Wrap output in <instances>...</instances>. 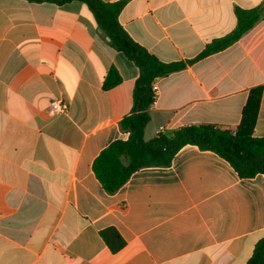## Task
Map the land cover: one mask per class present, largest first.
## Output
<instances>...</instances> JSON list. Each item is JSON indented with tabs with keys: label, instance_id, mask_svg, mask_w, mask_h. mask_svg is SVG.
Instances as JSON below:
<instances>
[{
	"label": "crops",
	"instance_id": "1",
	"mask_svg": "<svg viewBox=\"0 0 264 264\" xmlns=\"http://www.w3.org/2000/svg\"><path fill=\"white\" fill-rule=\"evenodd\" d=\"M107 3L118 0H102ZM264 0H130L119 21L166 64L144 139L191 125L236 132L249 104L264 138V20L195 60ZM110 41V40H109ZM85 4L0 0V264H247L264 237V175L241 178L194 145L144 168L115 194L93 164L133 113L139 68L114 50ZM111 68L122 83L102 89ZM68 113L54 116L52 102ZM252 122V121H250ZM115 230L112 251L102 232Z\"/></svg>",
	"mask_w": 264,
	"mask_h": 264
},
{
	"label": "trees",
	"instance_id": "2",
	"mask_svg": "<svg viewBox=\"0 0 264 264\" xmlns=\"http://www.w3.org/2000/svg\"><path fill=\"white\" fill-rule=\"evenodd\" d=\"M30 4L49 3L63 6L74 1L86 5L94 16L102 36L110 38L109 45L122 53L140 70L133 90V113L120 123L129 139L116 140L95 159L93 170L102 187L109 194L117 193L137 171L149 167H170L176 154L187 145L212 151L230 163L241 178L264 175V138L253 136L254 122L249 119L246 105L236 132L216 125H191L161 131L151 141L144 139L150 122L149 109L155 102L152 85L155 80L185 68L183 63L166 64L136 43L121 26L119 17L130 0L107 3L102 0H25ZM237 26L227 36L214 40L193 61L221 52L237 43L245 34L264 20V2L250 10L236 9ZM122 83L117 70L111 68L102 89L109 91ZM252 121V122H250ZM102 237L112 251L123 242L118 233L109 229ZM247 264H264V237L258 242Z\"/></svg>",
	"mask_w": 264,
	"mask_h": 264
},
{
	"label": "built area",
	"instance_id": "3",
	"mask_svg": "<svg viewBox=\"0 0 264 264\" xmlns=\"http://www.w3.org/2000/svg\"><path fill=\"white\" fill-rule=\"evenodd\" d=\"M152 91L154 93V97L156 98L158 95V86H157V80L154 81L152 85ZM68 106L63 101H54L51 103L49 111L52 115H62L68 113ZM0 222H1V214H0Z\"/></svg>",
	"mask_w": 264,
	"mask_h": 264
},
{
	"label": "water",
	"instance_id": "4",
	"mask_svg": "<svg viewBox=\"0 0 264 264\" xmlns=\"http://www.w3.org/2000/svg\"><path fill=\"white\" fill-rule=\"evenodd\" d=\"M108 39V41L110 40V38H107Z\"/></svg>",
	"mask_w": 264,
	"mask_h": 264
}]
</instances>
